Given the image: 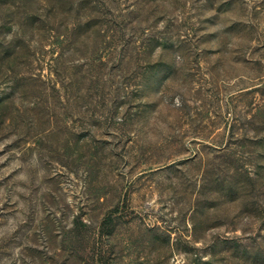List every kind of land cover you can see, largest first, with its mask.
Returning a JSON list of instances; mask_svg holds the SVG:
<instances>
[{
    "label": "rangeland",
    "instance_id": "rangeland-1",
    "mask_svg": "<svg viewBox=\"0 0 264 264\" xmlns=\"http://www.w3.org/2000/svg\"><path fill=\"white\" fill-rule=\"evenodd\" d=\"M0 264H264V0H0Z\"/></svg>",
    "mask_w": 264,
    "mask_h": 264
},
{
    "label": "trees",
    "instance_id": "trees-1",
    "mask_svg": "<svg viewBox=\"0 0 264 264\" xmlns=\"http://www.w3.org/2000/svg\"><path fill=\"white\" fill-rule=\"evenodd\" d=\"M107 218H109V217H107ZM107 218L104 219V225L107 224V222H109L108 220H109L110 218H109L108 220H107Z\"/></svg>",
    "mask_w": 264,
    "mask_h": 264
}]
</instances>
